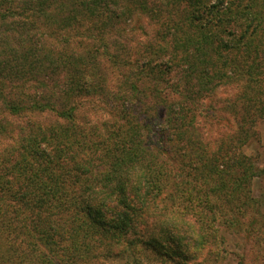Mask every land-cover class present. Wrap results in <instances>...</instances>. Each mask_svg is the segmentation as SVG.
Returning <instances> with one entry per match:
<instances>
[{"label": "trees", "instance_id": "obj_1", "mask_svg": "<svg viewBox=\"0 0 264 264\" xmlns=\"http://www.w3.org/2000/svg\"><path fill=\"white\" fill-rule=\"evenodd\" d=\"M12 1L0 0V18L13 15ZM99 1V8L114 6L109 22L124 14L117 9L124 1L139 12L157 11L151 9V0ZM50 2L27 4L47 20ZM91 2L96 6L97 0ZM217 2L159 0L155 6L180 12L167 32L170 42L187 28V38L177 45L176 62L168 57L166 65H178L183 72L178 81L183 85L166 89L179 97L163 106L156 127L155 104L144 109L141 120H130L126 89L137 92L134 86L124 88L118 98L122 108L116 129L105 125L98 132L88 124L79 115L83 100L101 95L104 102L112 96L108 88L98 90L99 77L81 70L77 60L70 62L60 55L51 60L46 55L40 57L42 62L37 56L21 71L22 62L26 68L35 53L11 51V58L0 63L5 81L0 85V133L11 137L10 119L25 120L16 131L17 146L6 154L4 163H13V168L0 170V184L8 178L6 187L0 186V264H219L232 254L226 250L225 234L252 233L256 220L244 217L247 200L251 201L249 189H244L256 173L249 159L232 146L235 142L242 148L250 141L245 125L239 126L230 145H219L215 151L207 142H187L192 139L183 134L184 124L194 129V116L203 114V102L213 97L211 84L239 76L247 81L244 90L251 91L250 82L258 69H264V43H254L256 35L260 43L264 41V23L259 29L257 12L252 11L255 0ZM63 4L59 0V11ZM83 6L94 13L85 0ZM75 17L73 13L72 22ZM21 18L25 26L30 25L29 17L21 13ZM54 70L66 75L61 83L56 82ZM245 99L242 111L249 116L252 99ZM263 108L264 103L258 109L260 117ZM36 116L49 118L50 124L37 122ZM179 160L182 167L177 165ZM180 182L186 191L181 200ZM179 201L183 207L174 210ZM66 242L71 244L62 246Z\"/></svg>", "mask_w": 264, "mask_h": 264}, {"label": "rangeland", "instance_id": "obj_2", "mask_svg": "<svg viewBox=\"0 0 264 264\" xmlns=\"http://www.w3.org/2000/svg\"><path fill=\"white\" fill-rule=\"evenodd\" d=\"M31 1L33 0H13L10 6L13 15L5 13V19L0 18V63L11 58L9 56L11 51L16 54L19 52L24 54L28 51L32 52V55L35 53L34 57L29 56L31 61L26 65V68L24 64L27 63L22 62L21 71L26 70L37 56L40 58L48 55L53 60V57L60 55L64 59L69 57L67 61L70 62L77 60V66L81 63V70H88L90 74L99 77L96 82L99 86L98 90L108 88L107 92L112 96L111 99L104 102L99 97L101 95L91 96V98L83 100L82 107H80L79 115L81 118L86 119L88 124H94L98 132H101L105 125L110 126L111 130L116 129L120 120L118 119V111L122 108L119 106L118 98L124 95L122 92L128 86L137 88V92L135 89L130 90L129 87L126 89L128 95H126L127 100L125 102H128L130 111H132L130 112V120L134 121L136 118L141 120L144 116V109L155 104V113L159 116L153 117V126L156 127L160 124L159 117H163V106L177 101L176 97H179L173 90L171 93V90L166 89H169L168 87L171 85L175 87L183 85L181 84L182 81H178L183 73L177 67L178 65L166 66L168 57H172L173 61L176 62L177 45L183 43L187 38L185 35L186 27H184L183 32L178 34L175 42H170V37L166 36L171 25L178 22L179 11L173 7L159 9L155 7L159 6V0H151L149 1L152 5L151 9L156 8L157 11L155 13L154 11L139 12L134 10L130 3L124 1L121 2L120 6H117V9L123 11L124 14L119 19H113L112 22H109L108 19L111 17L109 12L110 9L114 10L113 5L108 4L106 9L104 7L99 8L102 1L97 0L96 6H94L91 0H85L89 3V9L94 11L93 14H90L83 6L84 0H62L64 4L61 5L60 11L59 0H51L46 10L47 13H45L47 14L46 20L43 13V15L38 14L39 12H35L36 8L32 4V6L27 4ZM208 1L211 4L218 3V0ZM45 2L47 4V0ZM253 3L252 11L257 12L255 24L260 23L258 26L260 29L264 23V12L262 13L264 0H255ZM183 7L184 3L179 6L181 10ZM0 12L3 14V10ZM21 13L29 17L31 21L29 26H25V19L21 18ZM73 13L76 14L75 22H72ZM68 17H70L69 20H67ZM165 24L166 26H164ZM233 29L239 31L237 27ZM20 34L24 37H19ZM260 41V36L256 35L254 43L256 45L264 43V41L261 43ZM29 48L36 49V51L32 49L30 51ZM221 53L225 56H239L235 53L228 54L222 51ZM179 55L182 54L179 53ZM41 61L43 62L42 59ZM257 61H259V57ZM82 64L86 66H82ZM159 65H165L163 66L164 69L160 68ZM259 66L260 64H258ZM258 70L259 72L253 77L255 81L250 82L251 91L250 89L244 90L248 87L247 81L239 76L229 80L224 79L219 84H211L215 86L212 91L213 97L205 99L203 102L200 108L203 110V114L197 118L194 116V122L190 120V124L193 122L194 129L186 127V124L183 127L185 138L192 139L187 142L191 143L195 139L199 142H207L211 151H215L219 145L222 148L230 145V139H235V136L238 135L241 124L245 125V129L251 135L250 141L244 144L242 148L235 142L232 146H237L238 152L244 154L255 169L256 176L253 177L250 185L247 184L244 189L246 191L249 189V199L251 200H247V207H249L244 217L250 216L251 219H255V226L249 235L242 232L233 235L225 234L226 250L232 254L219 264H264V116L260 117L261 113L258 111L264 103V69ZM55 73H58L56 82L61 83L66 75L63 71L59 73L54 70ZM1 74L2 71L0 70V85L5 82ZM190 82L193 83L191 78ZM7 84L4 83L5 87ZM153 92L158 96L153 97ZM166 95H168L167 98L164 97ZM246 97L252 99L249 104V116L242 111ZM121 103L123 104V102ZM33 118L37 122L45 123L44 125L50 124V119L47 117L36 116ZM10 121L12 122L11 137L0 133V170L4 166L6 167L3 169L13 168V163H4L6 154L17 146L15 143L16 131L25 124V120L20 118H12ZM112 125L114 128L111 127ZM153 126L151 125L152 129ZM175 138L180 139L178 136ZM152 139L154 138L152 137ZM154 140L157 141L158 138ZM186 153L188 154V152ZM180 160L177 165L182 167L184 163ZM186 172H189L190 175L193 174L189 170ZM6 179L8 178L2 179L0 186L6 187ZM179 184L181 186H178V198L181 200L186 191H182V187L184 188L182 182ZM198 200H201V197L196 202ZM179 203L175 204L174 207L178 209L174 210L183 207L182 201ZM207 215L211 217L214 213L207 212ZM68 244L71 243L66 242L62 246ZM40 251L43 252L42 247ZM201 254L204 256V253Z\"/></svg>", "mask_w": 264, "mask_h": 264}]
</instances>
